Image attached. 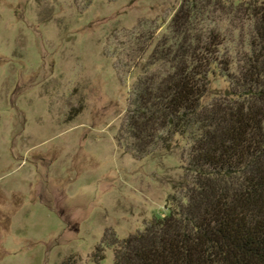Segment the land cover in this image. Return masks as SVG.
<instances>
[{
    "label": "rangeland",
    "instance_id": "1",
    "mask_svg": "<svg viewBox=\"0 0 264 264\" xmlns=\"http://www.w3.org/2000/svg\"><path fill=\"white\" fill-rule=\"evenodd\" d=\"M180 1L0 0V264H111L182 195L187 140L134 158L115 138Z\"/></svg>",
    "mask_w": 264,
    "mask_h": 264
},
{
    "label": "trees",
    "instance_id": "2",
    "mask_svg": "<svg viewBox=\"0 0 264 264\" xmlns=\"http://www.w3.org/2000/svg\"><path fill=\"white\" fill-rule=\"evenodd\" d=\"M168 31L115 138L134 158L187 140L185 189L114 237L111 264H264V0H181ZM215 72L228 86L203 105Z\"/></svg>",
    "mask_w": 264,
    "mask_h": 264
}]
</instances>
